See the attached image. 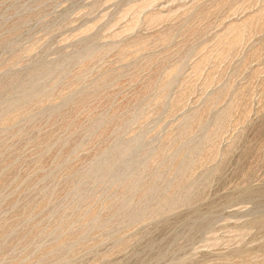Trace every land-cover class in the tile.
<instances>
[{"label": "rangeland", "instance_id": "374dc122", "mask_svg": "<svg viewBox=\"0 0 264 264\" xmlns=\"http://www.w3.org/2000/svg\"><path fill=\"white\" fill-rule=\"evenodd\" d=\"M0 264H264V0H0Z\"/></svg>", "mask_w": 264, "mask_h": 264}]
</instances>
